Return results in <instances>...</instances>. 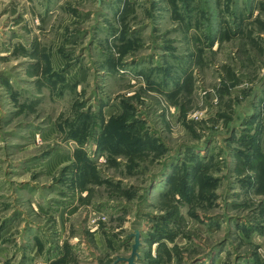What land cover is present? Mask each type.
<instances>
[{
  "label": "rangeland",
  "instance_id": "374dc122",
  "mask_svg": "<svg viewBox=\"0 0 264 264\" xmlns=\"http://www.w3.org/2000/svg\"><path fill=\"white\" fill-rule=\"evenodd\" d=\"M264 264V0H0V264Z\"/></svg>",
  "mask_w": 264,
  "mask_h": 264
},
{
  "label": "water",
  "instance_id": "95a60500",
  "mask_svg": "<svg viewBox=\"0 0 264 264\" xmlns=\"http://www.w3.org/2000/svg\"><path fill=\"white\" fill-rule=\"evenodd\" d=\"M140 241H139V233H136L135 235V243L133 245L132 255L124 260L128 261V264H134L135 255H137V250L139 247Z\"/></svg>",
  "mask_w": 264,
  "mask_h": 264
}]
</instances>
